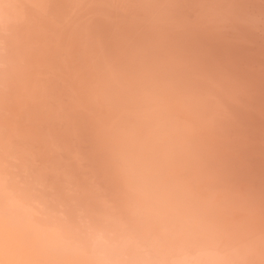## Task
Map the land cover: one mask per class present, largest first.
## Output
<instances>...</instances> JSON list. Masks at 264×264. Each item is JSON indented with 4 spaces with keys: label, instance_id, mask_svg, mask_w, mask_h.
I'll return each mask as SVG.
<instances>
[{
    "label": "clouds",
    "instance_id": "9594fccd",
    "mask_svg": "<svg viewBox=\"0 0 264 264\" xmlns=\"http://www.w3.org/2000/svg\"><path fill=\"white\" fill-rule=\"evenodd\" d=\"M0 264H264V0H0Z\"/></svg>",
    "mask_w": 264,
    "mask_h": 264
}]
</instances>
